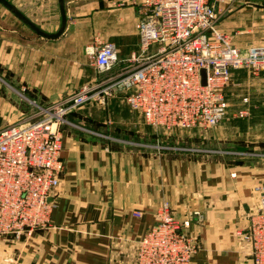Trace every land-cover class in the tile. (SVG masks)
Listing matches in <instances>:
<instances>
[{
    "label": "crops",
    "instance_id": "1",
    "mask_svg": "<svg viewBox=\"0 0 264 264\" xmlns=\"http://www.w3.org/2000/svg\"><path fill=\"white\" fill-rule=\"evenodd\" d=\"M9 1L42 30L60 29L59 0ZM64 2L65 31L48 38L0 1V128L29 117L37 110L33 104H51L87 80H99L89 58L93 44L115 43L119 69L139 51L140 14L129 0ZM211 2L218 28L236 46H264V0ZM234 74L231 97L258 112L264 107V70L254 77L241 69ZM116 105L100 112L88 106L67 117L64 170L51 197L50 225L22 239L0 237V264H133L137 240L158 221L165 202L180 218L191 219L185 230L201 245L191 264H246L249 246L235 231L247 229L260 206L264 166L113 138L104 127L118 132L121 113L111 111Z\"/></svg>",
    "mask_w": 264,
    "mask_h": 264
},
{
    "label": "built area",
    "instance_id": "2",
    "mask_svg": "<svg viewBox=\"0 0 264 264\" xmlns=\"http://www.w3.org/2000/svg\"><path fill=\"white\" fill-rule=\"evenodd\" d=\"M137 6L140 49L115 76L88 82L77 91L38 109L23 121L0 128V237L22 239L50 225L64 164L63 126L73 107L101 98L114 86L128 89L126 101L154 127L211 128L226 114V88L233 70H264V46L241 50L221 31L211 0H129ZM98 72L121 60L113 42L89 49ZM205 71V83L204 74ZM102 100V99H100ZM248 114L240 110L239 116ZM261 203L247 229L235 235L248 246L246 264H264V185ZM141 215V212H136ZM158 221L137 240L133 264H191L199 240L185 228L168 202L157 210Z\"/></svg>",
    "mask_w": 264,
    "mask_h": 264
},
{
    "label": "rangeland",
    "instance_id": "3",
    "mask_svg": "<svg viewBox=\"0 0 264 264\" xmlns=\"http://www.w3.org/2000/svg\"><path fill=\"white\" fill-rule=\"evenodd\" d=\"M91 66L96 70L92 64ZM239 69L246 70L252 77L261 73L254 74L246 68H236L234 70ZM234 70L231 82L236 78ZM120 71L118 64L113 69L105 72L96 70L101 78L99 80H87L84 84L91 81L107 80ZM231 82L225 91L228 104L226 114L217 126L211 128L192 127L167 130L151 126L139 111L129 108L130 106L126 101L128 89L119 86L110 88L101 98H95L73 107L67 113V117L73 112L85 110L82 108L88 106L91 107V110L108 111L109 107L116 103L117 108H111V111L117 110L121 113L122 119L117 120L118 132L116 131L115 134L113 130L110 131L104 127V130L107 133L110 132L113 138L129 141L132 145L139 144L141 146L145 145V147L147 145L148 149L153 150H178L190 154L216 155L235 164L246 163L248 165L264 166V107L258 112L247 108L249 115L239 116L241 109L246 110L244 108L245 104L241 103L240 97H231L230 85H233ZM36 109L38 108L33 104V110ZM106 119L108 123L106 126H111L113 124L111 118ZM119 125L123 126V130L120 129Z\"/></svg>",
    "mask_w": 264,
    "mask_h": 264
},
{
    "label": "water",
    "instance_id": "4",
    "mask_svg": "<svg viewBox=\"0 0 264 264\" xmlns=\"http://www.w3.org/2000/svg\"><path fill=\"white\" fill-rule=\"evenodd\" d=\"M6 7H8L10 10H12L15 14H17L21 19H23L27 24H29L36 32L39 34L48 37V38H57L59 37L66 28L67 25V14L65 10V2L64 0H59L61 5V11H62V24L60 29L55 33H49L47 31L42 30L38 25L33 23L25 14H23L11 1L9 0H0ZM204 74V83H205V71L203 70Z\"/></svg>",
    "mask_w": 264,
    "mask_h": 264
}]
</instances>
